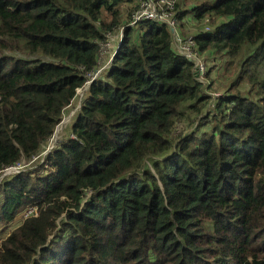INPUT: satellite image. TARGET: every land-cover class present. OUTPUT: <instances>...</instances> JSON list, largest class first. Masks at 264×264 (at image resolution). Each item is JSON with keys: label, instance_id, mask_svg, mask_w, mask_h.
<instances>
[{"label": "trees", "instance_id": "1", "mask_svg": "<svg viewBox=\"0 0 264 264\" xmlns=\"http://www.w3.org/2000/svg\"><path fill=\"white\" fill-rule=\"evenodd\" d=\"M170 1L212 26L198 53L236 68L214 115L172 29L131 26L136 0H0V175L44 153L123 31L71 135L0 183L1 230L36 210L0 264H264V0Z\"/></svg>", "mask_w": 264, "mask_h": 264}, {"label": "rangeland", "instance_id": "2", "mask_svg": "<svg viewBox=\"0 0 264 264\" xmlns=\"http://www.w3.org/2000/svg\"><path fill=\"white\" fill-rule=\"evenodd\" d=\"M200 0H178L179 3V10L180 12L185 10H190L196 3H198ZM215 1V0H212ZM136 5L140 6L143 2L141 0H136ZM130 7H134L135 5H129ZM174 16V15H173ZM138 24L131 25L136 27ZM212 30V26L210 24H207L206 22H195L193 19H185L183 21L174 23L173 27V39L175 43V47L177 49V52L179 49H186L189 48L188 44L193 41L192 37L199 33L200 31H207ZM122 32L119 31L115 33V35L109 37V45H101L100 49V63L99 67L96 71V74L99 75V77H104L106 75V72L110 66V62L112 59V56L114 52L116 51V48L119 46L122 39ZM201 63L204 61L205 66L208 69V74L204 77H199L200 81L204 82L206 86H209L210 89L207 90V93L210 94V103L211 105L209 108H206L205 111H209L212 115L216 114L215 111V104L218 100V96L221 94H226V92L229 91V88L231 86V79L234 78V74L236 71V68H230L227 70L226 62L229 60L227 57H223L221 55H214L213 52L209 51L206 53L199 54V59ZM87 87V86H86ZM242 92L245 91V87H240ZM89 92V89H82L80 94L78 93L75 101L73 102L72 106L69 107L63 116L62 123L57 127L55 134L53 138L50 140L49 145L45 148L44 153L35 159L34 161L27 164L26 162H22L17 167L13 169H9L3 174L0 175V183L7 178L8 176L12 174H16L18 172H21L23 170H28L32 167V165L36 164L37 162H40L43 160V158L46 155V152L48 149L55 147V145L68 138L71 135V126L72 123L75 120L76 114L81 110L83 101L85 97L87 96ZM201 117L197 118L195 115H191V119L187 120L185 122H180L175 127V134L176 135H184L188 132H191L196 128V124L199 123V119ZM207 129L208 127H204ZM32 210L24 211L22 212L17 220L11 224L7 229L1 230L0 228V253L1 248L3 245V242L7 239L10 233H12L18 226L21 224V222L27 217V215L30 214ZM3 228V227H2Z\"/></svg>", "mask_w": 264, "mask_h": 264}, {"label": "built area", "instance_id": "3", "mask_svg": "<svg viewBox=\"0 0 264 264\" xmlns=\"http://www.w3.org/2000/svg\"><path fill=\"white\" fill-rule=\"evenodd\" d=\"M173 11H174V4L170 0H144L143 3L141 4L140 10L136 13V15L134 17V22L132 23V25H135L139 22H143V21H147V20H154V21L166 23L170 27V29H172V32H173V27H174V23H175ZM121 42H122V40L120 41V43ZM109 43L110 42H108L106 45H109ZM120 43H119V46L116 48V51L114 52L112 58L119 51ZM188 46H189L188 49H186V47L184 49H179L178 53L185 56L190 61L194 62L195 68H197L199 70V77H204L205 73L207 72V68L203 62L201 63L198 60L199 59V53H198V49H197L196 44L193 41H191L188 44ZM98 78H100L99 75L95 73L91 77V81L87 83V85H86L87 87L85 86L82 89H85V88L90 89L92 83ZM82 89H80L78 91L79 94H80ZM51 142H52V140H51ZM53 148L48 149L46 154L48 152H50ZM11 169H13V168H11ZM35 212H36V210L34 209L30 213H35Z\"/></svg>", "mask_w": 264, "mask_h": 264}, {"label": "water", "instance_id": "4", "mask_svg": "<svg viewBox=\"0 0 264 264\" xmlns=\"http://www.w3.org/2000/svg\"><path fill=\"white\" fill-rule=\"evenodd\" d=\"M194 75L199 78V70L197 68L194 69Z\"/></svg>", "mask_w": 264, "mask_h": 264}]
</instances>
